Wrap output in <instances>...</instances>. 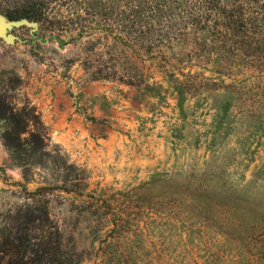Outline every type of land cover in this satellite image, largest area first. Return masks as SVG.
I'll return each mask as SVG.
<instances>
[{
    "label": "rangeland",
    "instance_id": "1",
    "mask_svg": "<svg viewBox=\"0 0 264 264\" xmlns=\"http://www.w3.org/2000/svg\"><path fill=\"white\" fill-rule=\"evenodd\" d=\"M33 4L48 20L9 17ZM0 23V229L47 187L78 264H264V62L220 68L179 61L175 47L167 66L108 36L96 51L134 63L137 87L85 70L105 34L94 0H0ZM5 111L24 113L22 136L42 135L53 156L29 181L3 143Z\"/></svg>",
    "mask_w": 264,
    "mask_h": 264
},
{
    "label": "trees",
    "instance_id": "2",
    "mask_svg": "<svg viewBox=\"0 0 264 264\" xmlns=\"http://www.w3.org/2000/svg\"><path fill=\"white\" fill-rule=\"evenodd\" d=\"M9 17L48 20L34 4L17 9ZM95 30L106 35L94 38V65L89 61L85 64L86 72L94 80L113 79L137 87H142L146 80L134 63L121 67L123 61L119 54L112 53L113 49L106 51L108 58L102 51H96L97 45L107 46L103 40L113 34L111 37L117 44L131 51L129 57L153 58L151 54L156 52L167 66H171L170 59L167 60L164 49L175 47H180L179 61L215 59L220 68L264 62V0H94ZM125 56L128 57V52ZM126 61L130 62V58ZM222 61L228 65H220ZM23 114L3 112L7 123L2 138L11 160L29 181L32 166L43 162L45 156H53L47 151L48 144L42 135L30 132L29 136H22L27 132ZM29 120L34 119L27 116ZM68 168L77 169L74 165ZM75 180L73 186L81 189L79 173L75 174ZM47 191V187H38L26 202L10 208L4 215L0 264H78L77 252L67 254L70 252L64 250L62 235L51 222ZM38 230L42 232L37 233Z\"/></svg>",
    "mask_w": 264,
    "mask_h": 264
},
{
    "label": "water",
    "instance_id": "3",
    "mask_svg": "<svg viewBox=\"0 0 264 264\" xmlns=\"http://www.w3.org/2000/svg\"><path fill=\"white\" fill-rule=\"evenodd\" d=\"M29 20L26 19V18H22V19H17L15 20V23H19V22H28ZM5 25H8V23H0V35H3L4 32H3V29L5 27Z\"/></svg>",
    "mask_w": 264,
    "mask_h": 264
}]
</instances>
